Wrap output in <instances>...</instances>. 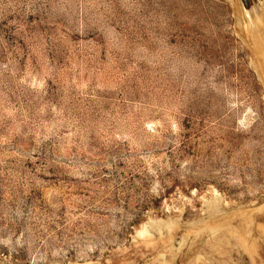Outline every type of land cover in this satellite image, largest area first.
I'll return each instance as SVG.
<instances>
[{
	"label": "rangeland",
	"instance_id": "obj_1",
	"mask_svg": "<svg viewBox=\"0 0 264 264\" xmlns=\"http://www.w3.org/2000/svg\"><path fill=\"white\" fill-rule=\"evenodd\" d=\"M0 264H264V0H0Z\"/></svg>",
	"mask_w": 264,
	"mask_h": 264
},
{
	"label": "water",
	"instance_id": "obj_2",
	"mask_svg": "<svg viewBox=\"0 0 264 264\" xmlns=\"http://www.w3.org/2000/svg\"><path fill=\"white\" fill-rule=\"evenodd\" d=\"M242 1V3L244 4V5H246L248 2H250L251 0H241Z\"/></svg>",
	"mask_w": 264,
	"mask_h": 264
}]
</instances>
